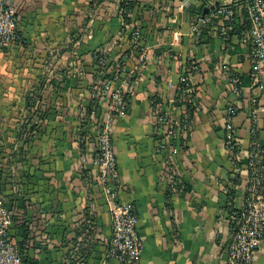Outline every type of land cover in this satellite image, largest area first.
I'll return each instance as SVG.
<instances>
[{"label": "crops", "instance_id": "0c3cea01", "mask_svg": "<svg viewBox=\"0 0 264 264\" xmlns=\"http://www.w3.org/2000/svg\"><path fill=\"white\" fill-rule=\"evenodd\" d=\"M122 1L10 0L23 41L0 51V130L4 135L16 139L18 126L10 122L12 113L22 111L26 92L44 77L49 65L59 67L55 73L61 76L46 88V115L35 117L39 121L30 143L22 145L29 154L27 162L12 169L21 192L15 201L21 220L15 228L18 242L24 240V222L47 217L29 203L25 208V194L32 201L43 198L57 211L56 247L46 262L30 250L33 264H62L88 229L78 231L80 226L92 228L93 251L87 264H119L108 255L111 216L100 187L93 182L95 148H84L78 141L76 118L69 116L66 121L58 111L59 107L79 110L87 86L96 80L94 53L104 49L113 60L125 54L130 57L129 78L122 81L129 103L114 121L112 142L121 180L118 198L133 203L139 215L138 233L144 245L139 264H233L227 254L226 207L232 196L238 206L243 200L242 192L232 187L234 166L223 151V126L227 78L230 73L250 72L247 49L239 35L227 45L213 31L200 42L191 35L201 8L226 0H137L139 6L128 24ZM243 19L237 14L236 28H241ZM134 30L141 31L144 39L136 49L131 40ZM188 62L197 66L191 79L196 91L191 119L180 93ZM244 80L245 93L251 96L248 77ZM160 109H172L175 138L158 131ZM235 125L243 147L249 149L247 114L241 112ZM260 127L264 145V117ZM163 140L179 182L185 184L178 193L163 177L169 159L158 152ZM19 147L16 144L15 150ZM253 264H264V241Z\"/></svg>", "mask_w": 264, "mask_h": 264}, {"label": "built area", "instance_id": "2783aa9c", "mask_svg": "<svg viewBox=\"0 0 264 264\" xmlns=\"http://www.w3.org/2000/svg\"><path fill=\"white\" fill-rule=\"evenodd\" d=\"M237 14L244 15L242 26H246L247 29L242 30L241 42L247 49L251 69L247 75L243 72H234L227 78L228 97L224 115L223 151L226 159L234 166L232 187L242 192L243 200L241 206L230 200L226 207L230 232L227 254L233 264H253L255 252L264 241V145L259 137L260 121L264 117V0H226L217 5L208 3L201 8L199 16L192 23L191 35L196 42H200L205 32L213 31L223 44L227 45L231 39L230 31L237 23ZM131 40L132 49L141 46L144 40L142 32L132 31ZM22 41L19 17L10 0H0V51ZM129 58L125 54L121 59L113 60L106 50L96 51L93 66L96 80L87 86L79 110L73 112L64 107L58 109L64 120L67 121L69 116L76 118L78 141L85 145L84 148L87 145H93L95 148L93 164L96 174L93 182L100 187L111 216L108 255L119 264H139L144 251L138 233L137 208L133 203L118 198L121 180L112 142L114 121L127 110L129 103V97L122 85L124 78H129L126 68ZM58 68L52 69L49 65L42 78L44 88L39 93H31V97L35 99L34 110L46 106L44 98L46 88L50 87L55 78H61L55 73ZM195 70L194 66L186 67L181 78L180 93L183 103L191 97L193 91L191 79ZM246 76L250 82L251 96L245 93ZM241 112L247 114L251 125L252 139L249 149L243 147L235 125V119ZM157 116L158 131L162 129L164 135L175 138L177 125L173 119L172 109H160ZM35 117L25 119L21 124L19 131L22 140L28 137L26 130L32 129L34 124L38 123L39 118ZM167 144L163 140L158 145V152L169 158L163 177L168 181L172 192L178 193L181 191L178 187L179 173L174 162L170 160L171 154L168 152ZM14 176L17 181L15 186L17 192L19 179L15 172ZM93 182H88V186ZM15 201L18 202L16 198L11 200L0 191V264H24L18 237L15 234V228L21 222ZM83 227L88 229L84 230ZM81 229L84 230L81 239L74 243L62 264L86 262L84 252L88 241H91L92 228L80 226L78 231ZM93 241L91 243H94Z\"/></svg>", "mask_w": 264, "mask_h": 264}, {"label": "trees", "instance_id": "16d2710c", "mask_svg": "<svg viewBox=\"0 0 264 264\" xmlns=\"http://www.w3.org/2000/svg\"><path fill=\"white\" fill-rule=\"evenodd\" d=\"M138 6L139 2L137 0H123L121 2V9L123 11V17L126 24L131 23L132 19L130 15H132L136 11V8ZM245 29H247L246 26H241L240 29L234 26L230 31V35L231 37L235 35H239L241 37L242 30ZM208 32L209 31L204 33L202 39ZM187 65L197 68L196 64H194L193 62H188ZM245 81L246 80H244V82ZM32 85L33 86H31L26 92L24 108L22 109V111H20V109L14 110L15 112L12 113V116L10 118V122L12 123V125L17 124L18 126V134L16 133V139H11L7 134L4 135L2 130H0V191L11 200H14L16 198L17 193H21L19 191H15L17 181H15V176L12 169L17 164L27 162L29 154L24 151L22 145L30 143L31 133H34V131L36 130V127L34 126L32 127V129L26 130L28 137L22 140L20 138V126L23 123L24 119L33 118L35 116H39L41 119H44V115H42V113L45 114V111H43V109L41 108L34 110L35 99L31 97L32 92L39 93L42 89V79L37 80ZM191 88H193V91L190 94L191 97L185 103L187 106L186 110L188 119H191L193 117L196 110V105H193V99L196 97V91L193 86H191ZM16 144H20V147L17 151H15ZM178 187L180 189L185 188V184L181 181ZM19 189L20 188H18V190ZM23 196L24 197L22 198L25 203V208L27 207L26 203H29L30 206L32 205V207H34L35 211L43 212L47 215L46 219L44 220L38 222L33 221L32 223L24 222L21 227V234L24 240L18 242V245L23 256L24 264H33L32 257L30 256V250H32L34 254H37L39 257H42V259L46 262L47 255L51 252L52 249L56 247L57 235L53 232V228L56 225L57 211L53 207L52 203L47 202L43 198H36L34 201H32L30 199H26L27 195L23 194ZM230 200H233V196L230 197ZM92 251L93 243H91V241L89 240L84 252V256L86 259V262L84 264L88 263Z\"/></svg>", "mask_w": 264, "mask_h": 264}]
</instances>
